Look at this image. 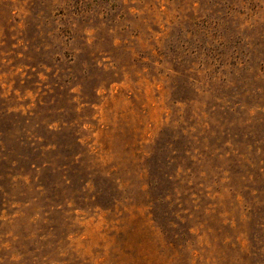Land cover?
<instances>
[{"label": "rangeland", "instance_id": "obj_1", "mask_svg": "<svg viewBox=\"0 0 264 264\" xmlns=\"http://www.w3.org/2000/svg\"><path fill=\"white\" fill-rule=\"evenodd\" d=\"M0 264H264V0H0Z\"/></svg>", "mask_w": 264, "mask_h": 264}]
</instances>
